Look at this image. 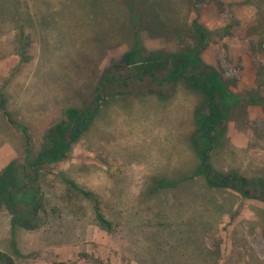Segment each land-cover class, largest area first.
Masks as SVG:
<instances>
[{
	"label": "rangeland",
	"instance_id": "obj_1",
	"mask_svg": "<svg viewBox=\"0 0 264 264\" xmlns=\"http://www.w3.org/2000/svg\"><path fill=\"white\" fill-rule=\"evenodd\" d=\"M183 52L200 61L184 78L137 79L142 60ZM166 63L159 80L185 65ZM216 75L235 102L206 90ZM76 112L90 115L66 157L37 169L39 226L1 209L0 252L15 264H264V0H0V173L69 140L61 124Z\"/></svg>",
	"mask_w": 264,
	"mask_h": 264
},
{
	"label": "trees",
	"instance_id": "obj_2",
	"mask_svg": "<svg viewBox=\"0 0 264 264\" xmlns=\"http://www.w3.org/2000/svg\"><path fill=\"white\" fill-rule=\"evenodd\" d=\"M140 54V48H135L132 52H130V54L128 55V58L131 60L130 63L137 65L138 62H135L134 60H136V58H138ZM168 57H173L174 60H184L185 65L175 68L173 71L169 72L168 76L164 77V79L159 80L156 78L155 73L157 72V69L162 68V66L163 69H166L168 67L166 63ZM144 61L146 62L148 67H141L140 70L147 69L148 73L140 72L137 76V79L142 80L145 75H148L153 80L159 83L176 82L178 79L184 78L186 76L187 70L191 68L192 65H194L195 63H200L197 54H193L191 52H183L181 54L165 53L159 56L158 54H156L153 57L142 60V63H144ZM155 64H157L158 66L156 67ZM193 80L197 83V85L203 87L201 84L202 80L197 78H193ZM113 82L114 81H112L109 76H107L105 77L102 86L107 87ZM205 88L209 93L213 95L215 93H219L222 96V99L227 103L235 102L233 100L234 97L222 86L220 78L217 75L214 76V78L208 83V85H206ZM95 113L96 111L93 112V114ZM89 115L90 114L82 115L80 112L71 114L70 122H63L61 124V126H63V132L71 131L72 136L69 137L70 141L63 138L62 143L59 144L57 142L53 150L46 149L44 154L39 157L37 163H34L32 165L29 163L28 165L26 164L24 166H20L16 162H12L6 169H4L0 173V210L4 209L11 215L13 224L15 226H19L28 231L37 229L42 216L46 213L44 192L42 189L40 178L37 174V169H39L44 163L46 164L47 162H50L55 164L58 163L60 159L62 160L66 157L65 153L67 152L70 143L79 137L77 133L80 131V126L83 123L82 121ZM88 121H90L89 118ZM207 124L211 123L208 122L206 123V125ZM51 132H53L54 134V130H52ZM251 185L256 187L255 184ZM237 189L243 194L245 191V186L243 184H240ZM92 202L94 205L95 217L97 221L104 228L110 229L111 223L103 214L98 201L92 198ZM0 264H15V261L10 255L4 252H0Z\"/></svg>",
	"mask_w": 264,
	"mask_h": 264
}]
</instances>
